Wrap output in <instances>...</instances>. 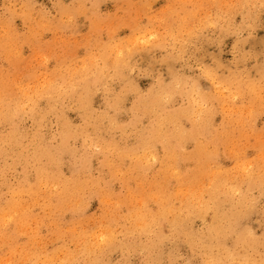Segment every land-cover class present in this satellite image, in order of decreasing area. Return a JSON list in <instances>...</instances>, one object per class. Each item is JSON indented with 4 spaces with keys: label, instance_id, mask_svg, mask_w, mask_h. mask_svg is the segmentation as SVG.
<instances>
[{
    "label": "rangeland",
    "instance_id": "obj_1",
    "mask_svg": "<svg viewBox=\"0 0 264 264\" xmlns=\"http://www.w3.org/2000/svg\"><path fill=\"white\" fill-rule=\"evenodd\" d=\"M0 114V264H264V0H0Z\"/></svg>",
    "mask_w": 264,
    "mask_h": 264
},
{
    "label": "bare ground",
    "instance_id": "obj_2",
    "mask_svg": "<svg viewBox=\"0 0 264 264\" xmlns=\"http://www.w3.org/2000/svg\"><path fill=\"white\" fill-rule=\"evenodd\" d=\"M105 53H106V52H105ZM107 55H108V53H107ZM109 60H110V59H109ZM112 61H113V59L111 60V62H112ZM104 62H106V61H104ZM113 63L115 64V61L112 62L111 65H114ZM106 64H107V63H106ZM106 67H107V65H106ZM106 67H105V68H106ZM102 69H103V68H100V70H102ZM82 71H83V70H82ZM103 72H104V71H103ZM93 73H94V72H93ZM99 73H100V72H98L97 74H99ZM95 74H96V73H95ZM102 76H103V75H102ZM64 77H65V76H64ZM61 78H62V76H61ZM66 78H67V77H66ZM56 80H57V79H56ZM99 80H100V79H99ZM57 81H58V80H57ZM61 81H63V80L61 79ZM72 83H73V82H72ZM54 85H55V84H54ZM69 85H70V84H69ZM73 85H74V84H73ZM46 86H47V85H46ZM89 86H90V85H89ZM43 87H44V86H43ZM47 87H50V84H48ZM56 87H57V86H56ZM38 88H39V87H38ZM63 88H66V87H63ZM67 88H68V87H67ZM67 88H66V89H67ZM78 88H79V87H78ZM36 89H37V87H36ZM55 89H56V88H55ZM66 89H65L64 91H66ZM70 89H72V87H70ZM75 89H76V88H75ZM79 89H80V88H79ZM18 90H19V89H18ZM20 90H21V88H20ZM46 90H47V89H46ZM46 90H45V91H46ZM48 90H49V89H48ZM80 90H81V89H80ZM16 91H17V90H16ZM42 91H43V89H42ZM51 91H52V90H51ZM57 91H58V90H57ZM57 91H56V92H57ZM70 91H71V90H70ZM189 91H190V90H189ZM10 92H12V91H10ZM14 92H15V91H14ZM38 92H39V91H37L36 93H38ZM90 92H91V91H89V93H90ZM177 92H178V91H177ZM21 93H23V92H21ZM39 93H40V92H39ZM69 93H71V92H69ZM69 93H68V94H69ZM165 93H166V92H165ZM13 94H14V93H13ZM13 94H12V96H13ZM159 94H160V93H159ZM172 94H174V92H173ZM172 94H171V95H172ZM41 95H42V94H41ZM74 95H75V94H74ZM157 95H158V94H157ZM168 95H169V94H167V97H168ZM14 96H17V94L14 95ZM158 96H159V95H158ZM162 96H163V95H162ZM164 96H165V95H164ZM172 96H173V95H172ZM176 96H177V95H176ZM176 96H175V97H176ZM22 97H23V96H22ZM76 97H77V96H76ZM82 97H83V96H82ZM169 97H170V96H169ZM169 97H168V98H169ZM55 98H56V97H55ZM58 98H59V97H58ZM143 98H144V97H143ZM148 98H149V97H148ZM173 98H174V97H173ZM82 99H83V98H82ZM56 100H57V99H56ZM76 100H77V99H76ZM89 100H90V99H89ZM145 100H146V99H145ZM166 100H167V99H166ZM18 101L20 102L21 99L18 100ZM32 101H33V100H32ZM78 101H79V100H78ZM78 101H77V102H78ZM84 101H85V100H84ZM119 101H120V100H119ZM171 101H172V99H171ZM19 102H18V103H19ZM50 102H51V101H50ZM81 102H83V101L81 100ZM156 102H157V101H156ZM29 103H30V102H29ZM34 103H35V102L33 101V104H34ZM37 103H38V100H37ZM37 103H36V104H37ZM88 103H91V102H88ZM88 103H87V104H88ZM118 103H119V102H118ZM19 104H20V103H19ZM80 104H81V103H80ZM160 104H161V103H160ZM11 105H12V104H11ZM14 105H15V104H14ZM16 105H17V103H16ZM30 105H32V104H30ZM53 105H54V104H53ZM151 105H152V104H151ZM6 106H7V105H6ZM19 106H20V105H19ZM54 106H55V105H54ZM76 106H77V105H76ZM158 106H159V105H158ZM32 107H33V106H32ZM5 108H6V107H5ZM13 108H14V106H13ZM89 108H90V107H89ZM158 108H159V107H158ZM24 109H25V108H24ZM24 109H23V110H24ZM37 109H38V108H36V110H37ZM80 109H81V108H80ZM82 109H83V108H82ZM85 109H86V107H85ZM85 109H84V110H85ZM154 109H155V108H154ZM3 110H4V109H3ZM10 110H11V108H10ZM10 110H9V111H10ZM32 110H33V109H31V111H32ZM44 110H45V109H44ZM84 110H83V111H84ZM5 111L8 112L7 109H6ZM21 111H22V109H21ZM26 111H27V110H26ZM29 111H30V110H29ZM40 111H41V109H40ZM81 111H82V110H81ZM153 111H154V110H153ZM156 111H157V110H156ZM11 112H12V111H11ZM24 112H25V110H24ZM97 112H98V111H97ZM158 112H159V111H158ZM20 113H21V112H20ZM22 113H23V111H22ZM28 113H29V112H28ZM34 113H35V112H34ZM145 113H146V112H145ZM151 113H152V112H151ZM161 113H163V112H161ZM4 114H5V113H4ZM26 114H27V113H26ZM43 114H44V113H43ZM43 114H42V115H43ZM159 114H160V113H159ZM175 114H176V113H175ZM12 115H13V114H11V117H12ZM14 115H15V114H14ZM32 115H33V114H32ZM42 115H41V116H42ZM104 115H105V114H104ZM161 115H163V114H161ZM171 115H172V114H171ZM176 115H177V114H176ZM0 116H1V114H0ZM36 116H37V115H36ZM45 116H46V115H45ZM47 116H48V115H47ZM106 116H107V115H106ZM147 116H148V115H147ZM179 116H180V115H179ZM38 117H40V116H38ZM38 117H37V118H38ZM159 117H160V116H159ZM166 117H167V116H166ZM173 117H174V116H173ZM175 117H176V116H175ZM175 117H174V118H175ZM21 118H22V117H21ZM108 118H109V117H108ZM160 118H161V117H160ZM45 119H46V118H45ZM45 119H44V120H45ZM47 119H48V118H47ZM90 119H92V118H90ZM140 119H141V118H140ZM6 120H7V119H6ZM13 120H14V119H13ZM13 120H11V121H13ZM42 120H43V118H42ZM44 120H43V122H44ZM48 120H49V119H48ZM167 120H168V119H167ZM174 120H175V119H174ZM8 121H9V120H8ZM8 121H7V122H8ZM43 122H42V123H43ZM164 122H165V121H164ZM166 122H167V121H166ZM169 122H170V121H169ZM169 122H168V123H169ZM171 123H172V122H171ZM171 123H170V124H171ZM45 124H46V123H45ZM71 124H72V123H71ZM59 125H60V124H59ZM65 125H66V124H65ZM100 125H101V124H100ZM105 125H106V124H105ZM110 125H111V124H110ZM113 126H114V125H113ZM158 126H159V125H157V127H158ZM160 126H161V125H160ZM167 126H168V125H167ZM63 127H64V126H63ZM63 127H62V128H63ZM89 127H90V126H89ZM111 128H112V127H111ZM125 128H127V127H125ZM158 128H159V127H158ZM162 128H163V127H162ZM162 128H161V130H162ZM0 129H1V128H0ZM76 129H77V128H76ZM88 129H89V128H88ZM95 129H96V128H95ZM156 129H157V128H156ZM61 130H62V129H60V132H61ZM127 130H128V129H127ZM26 131L28 132V130H26ZM92 131H93V130H92ZM123 131H124V130H123ZM155 131H156V130H155ZM65 132H66V130H65ZM38 133H39V132H38ZM63 133H64V132H63ZM85 133H86V132H85ZM161 133H162V132H161ZM165 133H166V132H165ZM165 133H164V135H165ZM30 134H31V133H30ZM87 134H88V133H87ZM162 134H163V133H162ZM16 135H18V134H16ZM16 135H15V136H16ZM27 135H28V134H27ZM34 135H35V134H34ZM138 135H139V134H138ZM13 136H14V135H13ZM31 136H32V135H31ZM35 136H36V135H35ZM83 136H84V135H83ZM83 136H82V137H83ZM86 136H87V135H86ZM154 136H155V133H154ZM154 136H153V138H154ZM156 136H157V135H156ZM172 136H173V134H172ZM11 137H12V136H11ZM17 137H18V136H17ZM39 137H40V135H39ZM47 137H48V136H47ZM7 138H8V137H7ZM57 138H58V137H57ZM166 138H167V137H166ZM166 138H165V140H167ZM77 139H78V136H77ZM80 139H81V138H80ZM171 139H172V138H171ZM10 140H12V139H10ZM13 140H14V139H13ZM26 140H28V139H26ZM32 140H33V139H32ZM87 140H88V139H87ZM139 140H140V139H139ZM0 141H1V140H0ZM6 141H7V140H6ZM35 141H36V140H35ZM45 141H46V140H45ZM74 141H75V140H74ZM77 141H78V140H77ZM93 141H94V140H93ZM112 141H113V140H112ZM136 141H137V140H136ZM144 141H146V140H144ZM148 141H149V140H148ZM38 142H39V141H38ZM42 142H43V141H42ZM75 142H76V141H75ZM98 142H99V141H98ZM0 143H1V142H0ZM5 143H6V142H5ZM29 143H31V142H29ZM36 143H37V142H36ZM36 143H33V144H36ZM60 143H61V142H60ZM70 143H71V142H70ZM85 143H86V142H85ZM140 143H141V142H140ZM168 143H169V141H168ZM39 144H40V143H39ZM87 144H88V142H87ZM87 144H86V145H87ZM26 145H27V144H26ZM26 145H25V146H26ZM48 145H49V144H48ZM60 145H61V144H60ZM112 145H113V144H112ZM143 145H144V144H143ZM149 145H150V144H149ZM17 146H19V145H17ZM17 146H16V147H17ZM36 146H37V145H36ZM39 146H40V145H39ZM107 146L110 147V145H107ZM171 146H172V145H171ZM171 146H169V147H171ZM31 147H32V146H31ZM37 147H38V146H37ZM91 147H92V146H91ZM105 147H106V146H105ZM105 147H104V148H105ZM111 147H112V146H111ZM113 147H114V146H113ZM115 147H116V146H115ZM11 148H12V146H11ZM14 148H15V147H14ZM27 148H28V147H27ZM44 148H45V147H44ZM46 148H47V147H46ZM46 148H45V149H46ZM57 148H58V147H57ZM89 148H90V147H89ZM166 148H167V147H166ZM30 149H32V148H30ZM38 149H39V148H38ZM40 149H41V148H40ZM87 149H88V148H87ZM108 149H109V148H108ZM111 149H113V148H111ZM116 149H117V148H116ZM183 149H184V148H183ZM10 150H11V149H10ZM33 150L35 151V149H33ZM36 150H37V149H36ZM52 150H53V149H52ZM79 150H80V149H79ZM79 150H78V151H79ZM170 150H171V149H170ZM29 151H30V150H29ZM78 151H77V152H78ZM101 151H102V150H101ZM103 151H104V150H103ZM166 151L169 152V150H166ZM172 151H173V150H172ZM172 151H171V152H172ZM174 151H175V150H174ZM176 151H177V150H176ZM183 151H184V150H183ZM207 151H208V148H207ZM16 152H17V151H16ZM24 152H25V151H24ZM26 152H27V151H26ZM54 152H55V151H54ZM54 152H53V153H54ZM63 152H64V151H63ZM67 152H68V151H67ZM84 152H85V151H84ZM110 152H111V151H110ZM168 152H167V153H168ZM200 152H201V151H200ZM10 153H11V152H9V154H10ZM22 153H23V152H22ZM27 153H28V152H27ZM33 153H34V152H33ZM35 153H36V152H35ZM38 153H39V152H38ZM41 153H42V152H41ZM50 153H51V152H50ZM121 153H122V152H121ZM121 153H120V154H121ZM123 153H124V152H123ZM172 153H173V152H172ZM207 153H209V152H207ZM19 154H20V153H19ZM31 154H32V153H31ZM31 154H30V155H31ZM45 154H46V153H44L43 155H45ZM46 155H48V154H46ZM117 155H118V154H117ZM143 155H144V154H143ZM174 155H176V154H174ZM183 155H184V154H183ZM201 155H202V154H201ZM15 156H16V154H15ZM17 156H18V155H17ZM19 156H20V155H19ZM21 156H22V154H21ZM25 156H26V155H25ZM120 156L122 157V155H120ZM123 156H124V155H123ZM146 156H147V155H146ZM187 156H188V155H187ZM197 156H198V154H197ZM206 156H207V155H206ZM4 157H5V156H4ZM22 157H23V156H22ZM84 157H85V156H84ZM140 157H142V156H140ZM143 157H144V156H143ZM147 157H148V156H147ZM164 157H165V156H164ZM173 157H174V156H173ZM177 157H178V156H177ZM207 157H208V156H207ZM18 158H19V157H18ZM29 158H30V157H29ZM48 158H49V157H48ZM61 158H62V157H61ZM144 158H146V157H144ZM144 158H143V159H144ZM171 158H172V157H171ZM40 159H41V158H40ZM42 159H43V158H42ZM119 159H120V158H119ZM147 159H149V158H147ZM164 159H165V158H164ZM164 159H163V160H164ZM181 159H182V158H181ZM20 160H21V159H20ZM111 160H112V158H111ZM111 160H110V161H111ZM115 160H116V159H115ZM163 160H162V161H163ZM168 160H169V159H168ZM25 161H26V160H25ZM29 161H30V160H29ZM35 161H36V160H35ZM49 161H50V160H49ZM159 161H160V160H159ZM172 161H173V160H172ZM176 161H177V159H176ZM196 161H197V160H196ZM198 161H199V160H198ZM198 161H197V163H198ZM4 162H6V161H4ZM7 162H8V161H7ZM18 162H19V161H18ZM63 162H64V161H63ZM66 162H67V161H66ZM116 162H117V161H116ZM132 162H133V161H132ZM137 162H138V161H137ZM141 162H142V161H141ZM167 162H168V161H167ZM173 162H174V161H173ZM200 162H201V161H200ZM200 162H199V163H200ZM24 163H25V162H24ZM30 163H31V162H30ZM32 163H33V162H32ZM35 163H36V162H35ZM37 163H38V162H37ZM52 163H53V160H52ZM57 163H58V162H57ZM60 163H61V162H60ZM108 163H109V162H108ZM113 163H114V162H113ZM143 163H144V161H143ZM150 163H151V162H150ZM0 164H1V163H0ZM18 164H19V163H18ZM22 164H23V163H22ZM26 164H28V163H26ZM41 164H42V163H41ZM43 164H45V163H43ZM46 164H47V163H46ZM54 164H55V163H54ZM111 164H112V163H111ZM167 164H168V163H167ZM169 164H170V162H169ZM169 164H168V166H169ZM204 164H205V163H204ZM4 165H5V164H4ZM37 165H38V164H37ZM48 165H49V164H48ZM48 165H46V166H48ZM55 165H57V164H55ZM64 165H65V164H64ZM79 165H80V164H79ZM171 165H172V164H171ZM171 165H170V166H171ZM178 165H179V164H178ZM194 165H195V164H194ZM196 165H197V164H196ZM202 165H203V164H202ZM42 166H44V165H42ZM53 166H54V165H53ZM138 166H139V165H138ZM144 166H146V163H144ZM161 166H162V165H161ZM27 167H28V166H27ZM59 167H60V165H59ZM61 167H62V166H61ZM171 167H172V166H171ZM199 167H202V166H199ZM38 168H39V167H38ZM49 168L52 169V167H49ZM53 168H54V167H53ZM164 168H165V167H163V169H162V168H161V169H162V170H166V169H164ZM169 168H170V167H169ZM204 168H205V167H204ZM206 168H207V167H206ZM6 169H7V168H6ZM29 169H30V168H29ZM43 169H44V168H43ZM200 169H202V168H200ZM8 170H9V169H8ZM33 170H34V169H33ZM37 170H38V169H37ZM40 170L42 171V169H40ZM62 170H63V169H62ZM191 170H192V169H191ZM50 171H51V170H50ZM50 171H49V172H50ZM58 171H59V170H58ZM51 172H52V171H51ZM168 172H169V171H168ZM170 172H171V171H170ZM34 173H35V172H34ZM59 173H60V172H59ZM174 173H175V175H177L176 170H175ZM197 173L199 174V171H198V170H197ZM203 173H204V172H203ZM207 173H208V172H207ZM209 173H210V172H209ZM254 173H255V172H254ZM48 174L51 175V173H48ZM56 174H57V173H56ZM169 174H170V173H169ZM250 174H251V173H250ZM252 174H253V173H252ZM8 175H9V174H8ZM61 175L63 176V174H61ZM180 175H181V173H180ZM180 175H179V176H180ZM194 175H195V174H194ZM200 175H201V174H200ZM203 175H205V174H203ZM203 175H202V176H203ZM206 175H209V174H206ZM261 175H263V174L261 173ZM261 175H260V176H261ZM52 176L54 177L55 175H52ZM56 176H57V175H56ZM64 176H65V175H64ZM160 176H161V175H160ZM213 176H214V178H217V177H215V176H217V175H213ZM260 176H259V177H260ZM8 177H9V176H8ZM43 177L45 178L44 175H43ZM158 177H159V176H158ZM195 177H196V176H195ZM203 177H204V176H203ZM248 177H249V176H248ZM259 177H258V178H259ZM261 177H262V176H261ZM4 178H6V176H5ZM40 178H41V177H40ZM180 178H181V177H180ZM187 178H188V177H187ZM200 178H202V177H200ZM246 178H247V177H246ZM250 178H251V177H250ZM41 179H43V178H41ZM79 179H80V177H79ZM244 179H245V178H244ZM256 179H257V178H256ZM259 179H261V178H259ZM37 180H38V179H37ZM61 180H62V179H61ZM65 180H66V179L62 180V182H64ZM75 180H76V179H75ZM95 180H96V179H95ZM95 180H94V181H95ZM169 180H170V179H169ZM179 180H180V179H179ZM190 180H191V179H190ZM247 180H249V179H247ZM7 181H8V180H7ZM38 181H39V180H38ZM72 181H74V180H72ZM85 181H86V180H85ZM90 181H91V180H90ZM97 181H98V180H97ZM182 181H183V180H182ZM193 181H194V179H193ZM197 181H198V180H197ZM243 181H244V180H243ZM5 182H6V181H5ZM39 182H40V181H39ZM42 182H43V181H42ZM50 182H51V181H50ZM65 182H68V181H65ZM170 182H172V181H170ZM218 182H220V181H217V183H218ZM20 183H21V182H20ZM85 183H86V182H85ZM85 183H83V185H84ZM97 183H98V182H97ZM97 183H95V184H97ZM178 183H179V181H178ZM180 183H181V181H180ZM190 183H191V181H190ZM190 183H189V184H190ZM211 183H212V182H211ZM11 184H12V183H11ZM41 184H42V183H41ZM54 184H55V183H54ZM59 184H60V182H59ZM63 184H64V183H63ZM73 184H74V183H73ZM73 184H72V185H73ZM88 184H89V183H88ZM157 184H158V182H157ZM171 184H172V183H171ZM195 184H196V183H195ZM197 184H199V183H197ZM219 184H220V183H219ZM234 184H235V189H236V187H237V186H236V183H234ZM240 184H241V183H240ZM19 185H20V184H19ZM30 185H31V184H29V187H30V189H31L32 186H30ZM36 185H37V184H36ZM36 185H35V186H36ZM57 185H58V184H57ZM61 185H62V184H61ZM90 185H91V184H90ZM92 185H94L93 182H92ZM178 185H179V184H178ZM180 185H181V184H180ZM182 185L184 186V181H183ZM192 185H193V184H192ZM204 185H206V184H204ZM211 185H212V184H211ZM211 185H210V187H211ZM214 185H215V184H214ZM3 186H4V185H3ZM11 186H12V185H11ZM33 186H34V185H33ZM41 186H42V185H41ZM105 186H106V184H105ZM189 186H190V185H189ZM189 186H188V187H189ZM241 186H242V185H241ZM9 187H10V186H9ZM18 187H19V186H18ZM26 187H27V185H26ZM47 187H48V186H47ZM72 187H73V186H72ZM79 187H80V186H79ZM81 187H82V185H81ZM93 187H94V186H93ZM100 187H101V186H100ZM143 187H144V186H143ZM145 187H146V186H145ZM205 187H206V186H205ZM205 187H204V188H205ZM212 187H213V186H212ZM222 187H223V185H222ZM11 188H12V187H11ZM14 188H15V187H14ZM14 188H13V189H14ZM24 188H25V187H24ZM35 188H36V187H34V189H35ZM49 188H50V187H49ZM56 188H58V186H56ZM60 188H61V187H60ZM66 188L68 189V187H66ZM66 188H65V189H66ZM91 188H92V187H91ZM102 188H103V187H102ZM146 188H147V187H146ZM174 188H175V187H174ZM184 188H185V187H184ZM184 188H183V189H184ZM199 188H200V187H199ZM219 188H221V187H219ZM224 188H225V187H224ZM238 188H239V187H238ZM21 189H22V188H21ZM38 189H39V188H38ZM53 189H54V188H53ZM61 189H63V188H61ZM70 189H71V188H70ZM70 189H69V191H70ZM80 189H81V188H80ZM83 189H84V188H83ZM92 189H94V188H92ZM92 189H90V190L92 191ZM138 189H139V188H138ZM148 189H149V188H148ZM150 189H151V188H150ZM154 189H155V188H154ZM156 189H158V188H156ZM183 189H182V190H183ZM188 189H189V188H188ZM202 189H203V188H202ZM207 189H208V188H207ZM239 189H240V188H239ZM244 189H245V188H244ZM26 190H27V189H26ZM40 190H41V188H40ZM78 190H79V189H78ZM166 190H168V189H166ZM204 190H205V189H204ZM210 190H211V188H210ZM216 190H220V189L217 188ZM223 190H224V189H223ZM241 190H242V188H241ZM24 191H25V190H24ZM29 191H30V190H29ZM29 191H28V192H29ZM31 191H35V190H32V189H31ZM50 191H51V190H49L48 193H50ZM52 191L54 192V190H52ZM61 191H62V190H61ZM67 191H68V190H67ZM73 191H74V190H73ZM82 191H84V190H82ZM82 191H81V192H82ZM129 191H130V190H129ZM139 191H140V189H139ZM186 191H187V190H186ZM188 191H189V190H188ZM190 191H191V190H190ZM224 191H226V190H224ZM56 192H57V190H56ZM62 192L64 193V191H62ZM81 192H80V193H81ZM86 192H87V191H86ZM88 192H89V190H88ZM130 192H131V191H130ZM143 192H145V191H143ZM175 192H176V191H175ZM175 192H174V195L176 194ZM208 192H209V191H208ZM211 192L213 193L214 191L212 190ZM233 192H234V191H233ZM233 192H232V193H233ZM238 192H240V191H238ZM44 193H45V192H44ZM46 193H47V192H46ZM58 193H59V192H57V194H58ZM66 193H67V192H66ZM74 193H75V192H74ZM74 193H73V194H74ZM96 193H97V192H96ZM136 193H137V192H136ZM156 193H158V192H156ZM163 193H165V192L163 191ZM218 193H219V192H218ZM227 193H228V192H227ZM229 193H230V192H229ZM35 194H36V192H35ZM52 194H53V193H52ZM166 194H167V192H166ZM216 194H217V193H216ZM223 194H224V193H223ZM235 194H236V193H235ZM239 194H240V193H239ZM61 195H62V194H61ZM82 195H83V194H82ZM89 195H90V194H89ZM131 195H132V194H131ZM147 195H148V193H147ZM160 195H161V194H160ZM178 195H179V194H178ZM190 195H192V194H190ZM207 195H208V194H207ZM209 195H210V194H209ZM218 195H219V194H218ZM218 195H215V196L218 197ZM240 195H242V194H240ZM8 196H9V195H8ZM24 196H25V195H24ZM32 196H33V195H32ZM42 196H43V195H42ZM44 196H45V195H44ZM44 196H43V197H44ZM59 196H60V195H59ZM62 196H64V195H62ZM78 196H80V194H78ZM169 196H171V195H169ZM181 196H182V195H181ZM196 196H198V195H196ZM200 196H201V195H200ZM200 196H199V197H200ZM210 196H212V195H210ZM210 196H209V197H210ZM215 196H214V197H215ZM238 196H239V195H238ZM48 197H49V196H48ZM50 197H51V196H50ZM71 197H73V196H71ZM89 197H90V196H89ZM153 197H154V196H153ZM166 197H167V196H166ZM184 197H186V196H184ZM190 197H191V196H189V199H191ZM212 197H213V196H212ZM239 197H241V196H239ZM26 198H27V197H26ZM61 198H62V197H61ZM65 198H66V197H65ZM69 198H70V197H69ZM126 198H127V197H126ZM126 198H125V199H126ZM130 198H131V197H130ZM176 198H177V196H176ZM187 198H188V197H187ZM192 198H193V197H192ZM234 198H236V196H235ZM29 199H30V198H29ZM43 199H44V198H43ZM46 199H48V198H46ZM49 199H50V198H49ZM80 199H81V198H80ZM102 199H103V198H102ZM167 199H168V198H167ZM169 199H170V198H169ZM169 199H168V200H169ZM183 199H186V198H183ZM189 199H188V200H189ZM194 199H195V198H194ZM194 199H193V201H194ZM209 199H210V201L213 202L214 199H216V198H214L213 200H211V197H210ZM228 199H229V198H228ZM26 200H27V199H26ZM39 200H40V199H39ZM50 200H51V199H50ZM52 200H53V199H52ZM63 200H64V199H63ZM67 200H68V199H67ZM72 200H73V199H72ZM159 200H160V199H159ZM180 200H181V199H180ZM200 200H201V199H200ZM206 200H207V199H206ZM206 200H205V201H206ZM229 200H230V199H229ZM229 200H228V201H229ZM237 200H238V199H237ZM239 200H240V199H239ZM4 201H5V200H4ZM4 201H3V202H4ZM7 201H10V200H7ZM11 201H12V199H11ZM41 201H42V199H41ZM74 201H75V200H74ZM165 201H166V200H165ZM205 201H204V202H205ZM207 201H208V200H207ZM228 201H227V203H228ZM3 202H2V203H3ZM36 202H37V201H36ZM38 202L41 203L40 201H38ZM38 202H37V203H38ZM45 202H46V201H45ZM47 202L49 203L48 200H47ZM70 202H71V201H70ZM79 202H80V200H79ZM84 202H85V201H84ZM84 202H83V203H84ZM126 202H127V201H126ZM168 202H169V201H168ZM183 202H184V200H183ZM194 202H195V201H194ZM233 202H234V200H233ZM237 202H238V201H237ZM2 203H1V204H2ZM4 203H5V202H4ZM31 203H32V202H30L29 204H31ZM33 203H34V202H33ZM54 203H56V202H54ZM81 203H82V202H81ZM184 203H185V202H184ZM192 203H193V202H192ZM248 203H249V202H248ZM35 204H36V203H35ZM57 204H58V203H57ZM65 204H66V202L64 203V206H65ZM76 204H77V203H76ZM76 204H75V205H76ZM78 204L80 205V203H78ZM130 204H131V203H130ZM162 204H163V203H162ZM162 204H161V205H162ZM201 204H202V203H200V205H201ZM208 204H209V203H208ZM219 204H220V203H219ZM221 204H222V203H221ZM224 204H225V203H224ZM239 204H240V203H239ZM39 205H40V204H39ZM53 205H54V204H53ZM71 205H72V204H71ZM71 205H70V206H71ZM120 205H121V204H120ZM183 205H184V204H183ZM185 205H186V203H185ZM205 205H206V204H205ZM228 205H229V204H228ZM232 205H233V204H232ZM232 205H231V206H232ZM234 205H235V204H234ZM246 205H247V204H246ZM31 206H32V205H31ZM56 206H57V205H56ZM73 206H74V204H73ZM77 206H78V205H77ZM82 206H84V204H83ZM109 206H110V204H109ZM112 206H113V205H112ZM115 206H116V205H115ZM129 206H130V205H129ZM142 206H144V205H142ZM189 206H190V205H189ZM224 206H225V205H224ZM240 206H241V205H240ZM242 206H243V205H242ZM242 206H241V207H242ZM244 206H245V205H244ZM249 206H250V205H249ZM6 207H7V206H6ZM52 207H53V206H51V208H52ZM66 207H67V206H66ZM79 207H80V206H79ZM113 207H114V206H113ZM113 207H112V209H113ZM127 207H128V206H127ZM132 207H133V206H132ZM147 207H148V206H147ZM147 207H146V208H147ZM168 207H169V206H168ZM170 207H171V206H170ZM173 207H174V206H173ZM173 207H171V208H173ZM181 207H182V206H181ZM191 207H192V206H191ZM194 207H197V206H194ZM218 207H220V206H218ZM218 207H217V209H218ZM228 207H229V206H228ZM228 207H227V208H228ZM33 208H34V207H33ZM46 208H47V207H46ZM76 208H77V207H76ZM82 208H84V207H82ZM171 208H170V209H171ZM175 208H176V207H175ZM192 208H193V207H192ZM197 208H198V207H197ZM201 208H202V206H201ZM201 208H200V209H201ZM204 208H205V207H204ZM204 208H203V209H204ZM210 208H211V206H210ZM1 209H2V208H1ZM5 209H6V208H5ZM15 209H16V208H15ZM21 209H22V207H21ZM29 209H30V207H29ZM47 209H48V208H47ZM70 209H71V208H70ZM74 209H75V208H74ZM74 209H72V210H74ZM78 209H79V208H78ZM109 209H110V207H109ZM183 209H184V208H183ZM186 209H187V208H186ZM193 209H194V208H193ZM205 209H206V208H205ZM220 209H221V208H220ZM10 210H11V209H10ZM49 210H50V209H49ZM114 210H116V209L114 208ZM119 210H120V209H119ZM157 210H158V209H157ZM173 210H174V209H173ZM177 210H178V209H177ZM215 210H216V209H215ZM222 210H223V209H222ZM25 211H27V210L25 209ZM29 211H30V210H29ZM58 211H59V210H58ZM65 211H66V210H65ZM65 211H64V212H65ZM82 211H83V210H82ZM112 211H113V210H112ZM112 211H111V212H112ZM117 211H118V210H117ZM133 211H134V210H132V212H133ZM145 211H146V210H145ZM149 211H150V210H149ZM166 211H167V210H166ZM182 211H183V210H182ZM184 211H185V210H184ZM218 211H219V210H218ZM13 212H14V211H13ZM15 212H16V211H15ZM21 212H22V211H21ZM30 212H31V211H30ZM76 212H77V210H76ZM152 212H153V211H152ZM158 212H159V211H158ZM168 212H169V211H168ZM176 212H177V211H176ZM199 212H200V210H199ZM245 212H246V211H245ZM8 213H9V212H8ZM8 213H7V215L9 216V214H11V212H10L9 214H8ZM18 213H19V212H18ZM18 213H16V214H18ZM48 213H50V212H48ZM79 213H81V212H79ZM108 213H109V212H108ZM112 213H113V212H112ZM125 213H126V212H125ZM143 213H144V212H143ZM146 213H147V212H146ZM148 213H149V212H148ZM155 213H156V212H155ZM187 213H188V211H187ZM195 213H196V212H195ZM197 213H198V212H197ZM203 213H204V211H203ZM31 214H32V213H31ZM43 214H44V213H43ZM53 214H55V213H53ZM110 214H111V213H110ZM141 214H142V213H141ZM144 214H145V213H144ZM157 214H159V213H157ZM157 214H156V215H157ZM162 214H163V212H162ZM240 214H241V213H240ZM12 215H13V214H12ZM19 215H20V214H19ZM22 215H23V214H22ZM26 215H28V214H26ZM35 215H37V214H35ZM44 215H45V214H44ZM46 215H47V213H46ZM61 215H63V214H61ZM119 215H120V214H119ZM126 215H127V213H126ZM168 215H169V214H168ZM175 215H176V214H175ZM181 215H182V213H181ZM185 215H186V214H185ZM200 215H201V214H200ZM219 215H220V214H219ZM225 215H226V214H225ZM4 216H5V214H4ZM28 216H29V215H28ZM47 216H48V215H47ZM49 216H50V214H49ZM52 216H53V215H52ZM55 216H56V215H55ZM59 216H60V215H59ZM112 216H113V215H112ZM154 216H155V215H153V217H154ZM214 216H215V215H214ZM214 216H213V217H214ZM216 216H217V215H216ZM12 217H14V216H12ZM21 217H23V216H21ZM41 217H42V216H41ZM50 217H51V216H50ZM105 217H106V216H105ZM109 217H111V216H109ZM120 217H121V216H120ZM124 217H125V216H124ZM134 217H135V215H134ZM137 217H138V216H137ZM141 217H142V216H141ZM176 217H177V216H176ZM182 217H183V216H182ZM186 217H187V216H186ZM193 217H194V216H193ZM197 217H200V216H197ZM18 218H19V217H18ZM23 218H24V217H23ZM35 218H38V217L35 216ZM43 218H44V217H42L41 219H43ZM47 218H48V217H47ZM115 218H116V216H115ZM117 218H118V216H117ZM132 218H133V217H132ZM155 218H156V217H155ZM180 218H181V217H180ZM190 218H191V217H190ZM216 218H217V217H216ZM1 219H2V218H1ZM1 219H0V220H1ZM5 219H6V218H5ZM15 219H16V218H15ZM63 219H64V218H63ZM111 219H112V218H111ZM122 219H124V218H122ZM152 219H153V218H152ZM173 219H175V218H173ZM177 219H178V218H177ZM195 219H196V218H195ZM219 219H220V218H219ZM55 220H56V219H55ZM103 220H104V219H103ZM106 220H107V219H106ZM106 220H105V221H106ZM108 220H110V218H109ZM117 220H118V219H117ZM126 220H127V219H126ZM129 220H130V219H129ZM149 220H151V219H149ZM193 220H194V219H193ZM215 220H216V219H215ZM221 220H222V219H221ZM1 221H2V220H1ZM34 221H36V220H34ZM57 221H58V220H57ZM118 221H119V220H118ZM145 221H146V220H145ZM172 221H173V220H172ZM172 221H171V222H172ZM184 221H185V220H184ZM184 221H183V222H184ZM216 221H217V220H216ZM235 221H236V220H235ZM6 222H7V221H6ZM12 222H13V221H12ZM15 222H16V220H15ZM27 222H29V221H27ZM36 222H37V221H36ZM44 222H45V221H44ZM47 222H48V221H47ZM82 222H83V221H82ZM128 222H129V221H128ZM159 222H160V221H159ZM185 222H186V221H185ZM191 222H192V221H191ZM48 223H49V222H48ZM60 223H61V222H60ZM76 223H77V222H76ZM76 223H75V224H76ZM103 223H104V222H103ZM108 223H110V222H108ZM116 223H118V222H116ZM116 223H115V224H116ZM119 223H120V222H119ZM131 223H133V222H131ZM137 223H138V222H137ZM139 223H140V221H139ZM141 223H142V221H141ZM216 223H218V221H217ZM2 224H3V222H2ZM2 224H1V225H2ZM16 224H17V223H16ZM30 224H31V223H30ZM38 224H39V223H38ZM54 224H55V223H54ZM56 224H57V222H56ZM100 224H102V221H101ZM100 224L98 223V225H100ZM104 224H105V223H104ZM106 224H107V223H106ZM126 224H127V223H126ZM134 224H135V223H134ZM172 224H173V223H172ZM212 224H213V223H212ZM232 224H233V222H232ZM27 225H28V224H27ZM33 225H34V224H33ZM39 225H40V224H39ZM57 225H58V224H57ZM60 225H62V224H60ZM80 225H81V224H80ZM102 225H103V224H102ZM142 225H143V224H142ZM178 225H179V223H178ZM213 225H214V224H213ZM72 226H73V225H72ZM72 226H71V227H72ZM105 226H106V225H105ZM140 226H141V225H140ZM160 226H161V225H160ZM218 226H219V225H218ZM5 227H6V225H5ZM52 227H53V226H52ZM67 227H69V226H67ZM79 227H80V226H79ZM128 227H129V226H128ZM133 227H134V226H133ZM176 227H177V226H176ZM193 227H194V226H193ZM50 228H51V227H50ZM138 228H139V227H138ZM140 228H141V227H140ZM159 228H161V227H159ZM7 229H8V228H7ZM28 229H29V227H28ZM53 229H54V228H53ZM63 229H64V228H63ZM128 229H129V228H128ZM130 229H131V228H130ZM130 229H129V230H130ZM132 229H133V228H132ZM153 229H154V228H153ZM193 229H194V228H193ZM209 229H210V228H209ZM2 230H3V229H2ZM4 230H5V229H4ZM25 230H26V229H25ZM54 230H55V229H54ZM64 230H65V229H64ZM66 230H67V229H66ZM111 230H112V229H111ZM121 230H122V229H121ZM123 230H125V229H123ZM144 230H145V228H144ZM212 230H214V229H212ZM217 230H218V229H217ZM221 230H222V228H221ZM5 231H6V230H5ZM18 231H19V230H18ZM23 231H24V230H23ZM108 231H109V230H108ZM138 231H139V230H138ZM178 231H179V230H178ZM53 232H54V231H53ZM153 232H154V230H153ZM192 232H193V231H192ZM195 232H196V231H195ZM211 232H212V231H211ZM247 232H249V231H247ZM250 232H251V230H250ZM28 233H29V232H28ZM30 233H31V232H30ZM32 233H33V232H32ZM57 233H58V232H57ZM59 233H61V229H60V232H59ZM59 233H58V234H59ZM121 233H122V232H121ZM130 233H131V232H130ZM132 233H133V232H132ZM187 233L189 234L190 232H187ZM17 234H18V233H17ZM19 234H20V232H19ZM58 234H57V236H58ZM65 234L67 235V233H65ZM72 234H73V233H72ZM124 234H125V233H124ZM139 234H141L140 231H139ZM152 234H153V233H152ZM188 234H187V235H188ZM32 235H33V234H32ZM35 235H36V233H35ZM55 235H56V234H55ZM126 235H127V234H126ZM192 235H193V234H192ZM218 235H219V234H217V236H218ZM251 235H252V234H251ZM91 236H92V235H91ZM103 236H104V238H103V240H104V239H105V234H104ZM106 236L108 237V236H112V235H107V234H106ZM119 236H120V235H119ZM190 236H191V234H190ZM190 236H189V237H190ZM208 236H209V235H208ZM219 236H220V235H219ZM219 236H218V237H219ZM61 237H62V236H61ZM72 237H73V236H72ZM88 237H90V236H88ZM124 237H125V235H124ZM151 237H152V236H151ZM196 237H197V236H195V238H196ZM201 237H202V236H201ZM68 238H69V237H68ZM73 238H74V237H73ZM79 238H80V237H79ZM81 238H83V237H81ZM81 238H80V239H81ZM100 238H101V237H100ZM100 238H99V239H100ZM108 238H109V237H108ZM111 238H115V237H111ZM138 238H139V237H138ZM145 238H146V237H145ZM198 238H199V237H198ZM203 238H205V237H203ZM208 238H209V237H208ZM241 238H242V237H241ZM248 238H249V237H248ZM59 239H60V238H59ZM69 239H70V238H69ZM199 239H200V238H199ZM216 239H217V238H216ZM216 239H215V240H216ZM250 239H251V238H250ZM256 239H257V238H256ZM263 239H264V238H263ZM57 240H58V239H57ZM57 240H56V241H57ZM87 240H88V239H87ZM89 240H90V239H89ZM107 240H108V239H107ZM107 240L105 239L104 241L106 242ZM112 240H113V239H112ZM132 240H134V238H133ZM140 240H141V239H140ZM204 240H205V239H204ZM208 240H209V239H208ZM241 240H242V239H241ZM261 240H262V239H261ZM64 241H65V240H64ZM97 241H98V240H97ZM108 241H109V240H108ZM243 241H244V239H243ZM245 241H246V239H245ZM86 242H87V241H86ZM92 242H93V241H92ZM94 242H95V241H94ZM109 242H110V241H109ZM111 242H112V241H111ZM126 242H127V241H126ZM130 242H131V241H130ZM135 242H136V241H135ZM187 242H188V241H187ZM193 242H194V241H193ZM197 242H198V241H197ZM202 242H203V240H202ZM210 242H211V241H210ZM239 242H240V241H239ZM248 242H249V241H248ZM250 242H251V241H250ZM99 243H101V242H99ZM102 243H103V241H102ZM190 243H191V242H190ZM206 243H207V242H206ZM242 243H243V242H242ZM256 243H257V242H256ZM61 244H62V242H61ZM108 244H109V243H108ZM133 244H134V243H133ZM137 244H138V243H137ZM140 244H141V243H140ZM140 244H139V245H140ZM191 244H192V243H191ZM203 244H204V243H203ZM203 244H202V246H203ZM240 244H241V243H240ZM245 244H246V243H245ZM247 244H248V243H247ZM105 245H106V244H105ZM118 245H119V244H118ZM158 245H160V244H158ZM210 245H211V244H210ZM214 245H215V244H214ZM248 245H249V244H248ZM33 246H34V245H33ZM60 246H61V245H60ZM75 246H77V245L75 244ZM75 246H73V247L75 248ZM79 246H80V245H79ZM82 246H83V245H82ZM87 246H88V245H87ZM87 246H85V247H87ZM124 246H126V245H124ZM129 246H130V245H129ZM207 246H208V245H207ZM245 246H246V245H245ZM69 247H70V245H69ZM137 247H138V246H137ZM147 247H148V246H147ZM204 247H205V246H204ZM212 247H213V246H212ZM23 248H25V247H23ZM33 248H34V247H33ZM42 248H43V246H42ZM44 248H45V247H44ZM61 248H62V247H61ZM64 248H65V247H64ZM87 248H88V247H87ZM96 248H97V247H96ZM101 248H102V247H101ZM115 248H117V246H116ZM142 248H143V247H142ZM151 248H152V247H151ZM201 248H203V247H201ZM245 248H246V247H245ZM84 249H85V248H84ZM98 249H100V248L98 247ZM107 249H108V248H107ZM257 249H258V248H257ZM91 250H92V249H91ZM119 250H120V249H119ZM133 250H134V249H133ZM140 250H141V249H140ZM201 250H202V249H201ZM204 250H205V249H204ZM208 250H209V248H208ZM210 250H211V249H210ZM25 251H26V250H25ZM40 251H41V250H40ZM40 251H39V252H40ZM76 251H78V250H76ZM83 251H84V250H83ZM107 251H108V250H107ZM124 251H125V250H124ZM144 251H145V250H144ZM256 251H258V250H256ZM256 251H255V252H256ZM67 252H68V251H67ZM85 252H86V250H85ZM90 252H91V251H90ZM98 252H99V251H98ZM206 252H207V251H206ZM212 252H213V251H212ZM246 252H247V250H246ZM8 253H9V252H8ZM86 253H87V252H86ZM105 253H106V252H105ZM154 253H155V252H154ZM244 253H245V252H244ZM29 254H30V253H29ZM34 254H35V253H34ZM39 254H41V253H39ZM59 254H60V253H59ZM73 254H74V253H72L71 255H73ZM96 254H97V253H96ZM93 255L96 257L95 253H94ZM93 255H92V256H93ZM97 255H98V254H97ZM241 255H242V253H241ZM258 255H259V254H258ZM31 256H32V255H31ZM77 256H78V255H77ZM88 256H89V255H88ZM90 256H91V255H90ZM239 256H240V255H239ZM245 256H246V255H245ZM253 256H254V255H253ZM41 257H43V256H41ZM242 257H243V256H242ZM242 257H241V258H242ZM250 257H251V256H250ZM250 257H249V258H250ZM254 257H255V256H254ZM15 258H16V257H15ZM27 258H28V257H27ZM27 258H26V259H27ZM59 258H61V257H59ZM153 258H154V257H153ZM245 258H246V257H245ZM4 259H5V258H4ZM70 259H71V258H70ZM100 259H102V258H100ZM258 259H259V258H258ZM1 260H2V259H1ZM58 260H59V259H58ZM248 260H249V259H248ZM261 260H262V259H261ZM25 261H26V260H25ZM94 261H95V260H94ZM253 261H254V260H253ZM253 261H252V262H253ZM16 262H17V261H16ZM16 262H15V263H16ZM20 262H21V261H20ZM87 262H88V261H87ZM91 262H92V261H91ZM254 262H255V261H254ZM263 262H264V261H263ZM12 263H13V262H12ZM28 263H29V262H28ZM39 263H40V262H39ZM20 264H22V263H20ZM26 264H27V263H26ZM29 264H30V263H29ZM57 264H58V263H57ZM100 264H101V263H100ZM148 264H149V263H148Z\"/></svg>",
    "mask_w": 264,
    "mask_h": 264
}]
</instances>
